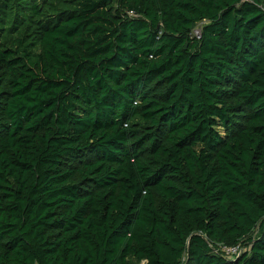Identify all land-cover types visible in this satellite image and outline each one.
<instances>
[{
	"label": "trees",
	"instance_id": "16d2710c",
	"mask_svg": "<svg viewBox=\"0 0 264 264\" xmlns=\"http://www.w3.org/2000/svg\"><path fill=\"white\" fill-rule=\"evenodd\" d=\"M0 264H264V0H0Z\"/></svg>",
	"mask_w": 264,
	"mask_h": 264
},
{
	"label": "built area",
	"instance_id": "2783aa9c",
	"mask_svg": "<svg viewBox=\"0 0 264 264\" xmlns=\"http://www.w3.org/2000/svg\"><path fill=\"white\" fill-rule=\"evenodd\" d=\"M196 33L199 34V30H197ZM222 251L226 255H230V256L240 255L244 251V247L241 245H237V246H233V247L224 246Z\"/></svg>",
	"mask_w": 264,
	"mask_h": 264
}]
</instances>
